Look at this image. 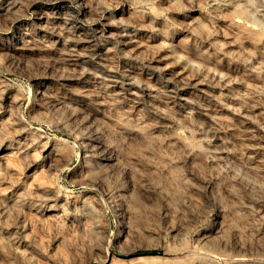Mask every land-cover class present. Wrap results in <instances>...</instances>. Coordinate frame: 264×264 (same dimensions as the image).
<instances>
[{"label":"rangeland","instance_id":"374dc122","mask_svg":"<svg viewBox=\"0 0 264 264\" xmlns=\"http://www.w3.org/2000/svg\"><path fill=\"white\" fill-rule=\"evenodd\" d=\"M0 264H264V0H0Z\"/></svg>","mask_w":264,"mask_h":264},{"label":"trees","instance_id":"16d2710c","mask_svg":"<svg viewBox=\"0 0 264 264\" xmlns=\"http://www.w3.org/2000/svg\"><path fill=\"white\" fill-rule=\"evenodd\" d=\"M145 252L153 253V252H155V250H149V251H145Z\"/></svg>","mask_w":264,"mask_h":264}]
</instances>
